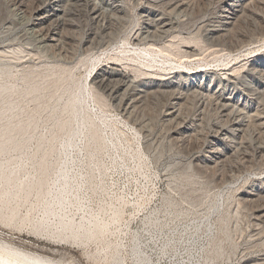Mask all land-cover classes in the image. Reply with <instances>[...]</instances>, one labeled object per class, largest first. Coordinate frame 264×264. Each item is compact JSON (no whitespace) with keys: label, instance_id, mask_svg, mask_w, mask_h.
I'll list each match as a JSON object with an SVG mask.
<instances>
[{"label":"bare ground","instance_id":"6f19581e","mask_svg":"<svg viewBox=\"0 0 264 264\" xmlns=\"http://www.w3.org/2000/svg\"><path fill=\"white\" fill-rule=\"evenodd\" d=\"M25 1L0 3L7 18L10 8L28 14L26 26L36 33V43L54 47L66 63L80 56L78 63L85 67L86 55L105 52L95 55L101 63L89 80L75 73L76 66L29 64L20 66L22 85L7 82L10 60L24 52L17 43L25 26L0 16V205L9 209L10 220L34 191L36 201L21 217L30 236L81 250L90 264H127L119 234L122 227L126 232L130 220L120 227L122 203L115 206L112 200L95 206L94 196L97 190L106 192L104 173L109 165L124 167L138 161L146 165L143 157L150 156L165 171L179 172L163 199L171 203L172 190L178 195L170 222H180L182 203L205 208L180 227L183 232L177 237L183 240L192 228L186 239L195 245L204 228L217 239L206 248L211 257L222 255L219 239L235 247L228 224L239 216L222 207L242 173L245 182L234 196L238 208H249L256 235L250 239L261 247L243 264H264V13L255 10V4L264 6V0H206L195 22L188 16L198 0H35L31 5ZM187 17L191 26L185 25ZM247 20V30L238 29L240 21ZM120 38L123 43L111 47ZM125 52L130 53V62L124 61ZM200 62H219L221 67L187 68ZM176 64L185 68L163 72L166 65ZM153 68L157 71L150 72ZM106 97L123 120L104 117ZM23 99L31 107L22 106ZM46 110V120L53 117L51 124H39L47 131L32 142L38 115ZM118 124H130L135 136L142 132V151L133 148L129 155L116 156L106 151L114 141L107 127L118 129ZM192 139V149L184 154ZM216 180L221 190L211 189ZM32 210L35 214H30ZM150 217L148 229L141 230L150 234L148 238L160 235L153 230L173 238L171 231L177 228L166 224L164 230L156 217ZM135 232L128 239L130 263L150 264L147 241ZM0 264L72 263L64 256L52 258L0 240Z\"/></svg>","mask_w":264,"mask_h":264},{"label":"rangeland","instance_id":"374dc122","mask_svg":"<svg viewBox=\"0 0 264 264\" xmlns=\"http://www.w3.org/2000/svg\"><path fill=\"white\" fill-rule=\"evenodd\" d=\"M26 1H25V3H27L28 5H31L30 2L35 1V0H26ZM200 1L203 2V0H200ZM198 2H199V0L195 2L196 4L195 3L193 4L192 11H189L190 15L188 17H190L189 19L193 18L192 19L193 22H195V20L198 19L199 15L203 12V10L207 6L206 0H204L203 3L202 2L198 3ZM0 4H1L0 5L1 6L0 7V14H1L0 16L2 18H5L6 15L8 14V12H6V9L2 5V3H0ZM27 4H26V6H28ZM200 4H202V5H200ZM258 5H260V6H258ZM257 6H258V9H256ZM197 7H199L200 10L201 9L202 10L200 11L199 8L196 10ZM263 8H264V6H262V4H260V3L255 4V10H257V12L260 11L261 14H262V12L264 13ZM9 14L11 15V17L9 15L8 18L7 17L5 18L6 20L8 19V20L12 21L15 24V26L16 25L17 26H19V25L25 26L21 30L22 32L20 31V33H19L20 40L17 43V46H19L22 49V51H24L25 53L24 52L22 53V56L24 58H22V56H21L19 58L20 60L19 59L10 60L13 63V66L11 68H9L11 75L5 79L7 82H10V83L16 82L19 84V86L22 85V83H21L22 80L21 79H20L21 81L19 80L18 74L21 70L22 65L28 66L29 64H30L29 66L34 65V64L35 65H38V64H40V65H43V64H45V65H52L53 64L54 65V64H56L57 65V64H59V65H64V66H69V67L76 66L74 68V70L76 69L78 72L75 70V73L76 74L81 73L80 75L82 76V78L86 75L87 79L89 80V78L96 71V68L98 67V65L101 63V61L95 60L94 57H96L98 54L103 53L105 51H93L89 54L90 56L86 55L88 62L85 65V67H84V65L80 66V63H78V59L80 56H76L78 58L75 59L70 64L66 63L64 61L65 58L63 56L59 55L58 53H56L57 51L55 50L54 47L52 48L53 49L52 50L50 46L48 47V45L46 46V45H42V44L40 45L39 43H36V41L34 40L35 38L33 36V35H36V33L31 31L30 29H28V26H26V21H27L26 18L28 17L27 16L28 14H26L23 11L21 12L20 9H16V8L15 9L10 8ZM192 15H194V16H192ZM188 17L186 18L185 23L188 22V20H189ZM192 20H189V22H188V24L190 23L189 25L188 24H185V25L191 26L192 25L191 23H193V22H191ZM248 21L249 20H247V23H244L245 25L243 24L242 21H240V23L238 25L241 28L238 26L239 27L238 29L248 28V26H249ZM241 23H242V25H241ZM249 23H250V21H249ZM245 29H242V30H245ZM30 37L33 38L30 42H27L28 40L25 41L26 38H30ZM122 43H123L122 38H120L119 43H113L111 45V47H113L115 45H121ZM15 46H16V44H14V47ZM7 49H10V48L7 47ZM7 53L9 54L10 52H6V54ZM77 54H79V49H78ZM121 55L123 57L125 56L124 57L125 62H130L128 57H127V55L128 56L130 55V53L125 52V53H122ZM55 56H56V58H55ZM60 56L62 58H60ZM51 57H53V58H51ZM1 59L2 58H0V60ZM93 61L95 63H93ZM88 63H89V65H88ZM0 66H2V64H0ZM87 66H89V67H87ZM139 66H140V68H142V70L144 72L148 71V69L143 64H139ZM166 66H168V67L163 72L176 71V70H179V68L180 69L185 68L183 65H179V64L172 65L170 67H169V65H166ZM192 67H194V69L212 70V69H217V68L221 67V65L219 62H203V63L200 62V64H191V65L187 66V68L189 70H192ZM156 69L157 68H153L149 71L155 72V71H157ZM25 99H23L24 101H22L21 105L24 107L26 105L25 108L28 109V107H31V102L29 104L28 103L29 101H26L27 99L26 100ZM106 99H107V97H106ZM110 102L111 101L109 99L106 100V107L105 108H107V110L105 109L106 111L103 113L104 117H106L107 119H109L110 117H113V118L123 120L121 118V115L118 113L117 109L115 108V106ZM159 105L160 104L155 106L157 110H159V107H160ZM156 109H155V111H156ZM151 110L153 111V109H151ZM46 112H48V111L46 110ZM46 112L43 111V113L41 112L38 115L37 129L35 130V132L32 136V142L35 141L36 137L40 133H45L47 131L46 128H44V127L41 128L43 125L47 124V126H48L51 124V119L53 117L51 116L50 117L51 119L49 118L48 120H46L48 118L46 116L49 115V112H48V114ZM158 112L159 111H157L156 113H158ZM44 118H45V120H44ZM47 121L50 124L47 123ZM158 123L160 124L159 121H158ZM39 124L41 125V127ZM38 125H39V127H38ZM115 127L116 126L107 127L108 128L107 131L110 133V135H113V139H114L113 142H109V144H108L109 146L106 149L107 152H110L111 154H114L113 156H116L118 153H123V154L129 155L130 154L129 152H131V150L133 148H137L138 151H140V150L142 151L141 145L142 144L144 145L143 140L141 141L142 135H143V134L141 135L142 132H140L139 135L135 136L133 133H131L132 131H130V128H131L130 124H129V126L128 125L124 126L122 124H118V129H116ZM112 132L115 134V136H114V134H112ZM189 142L190 143L187 144L188 147L186 146V148H188L189 150L186 149L184 154H186L187 151L189 152L192 149V146L194 145L195 140L192 139V141L190 140ZM143 159L146 160V162H147L146 165H142L141 163H139V161L133 162L129 165H125L124 167H121L120 165L117 167L115 165H113V166L109 165V169L106 170L104 173V176L107 175L104 177V185H105L104 187H105V191L107 193L104 191L101 192V190H99V191L97 190L96 191L97 194H95V196H94V205L95 206L102 204V203L104 204L105 202L107 204L112 200H113L112 201L113 203L115 202L114 203L115 206L116 205L120 206L121 204L119 205L117 203H122L120 208L122 209L121 211H123L122 212L123 213L122 214L123 220L121 219L123 221V223L120 221L119 224L121 223V224L125 225L128 222V220H130L129 221L130 223H128V227L126 228V232H125V229H122L123 225H121V224H120L121 226L119 225L120 227H122L120 230V232L121 231L122 232H121V234H119V238H120L122 244L124 245L123 250L127 252V253L126 252L123 253L127 264H131L130 263L131 262L130 255H128L129 254V246L131 243V241L129 242V240H131L132 232H135V231L137 232V234L140 233L143 236L142 237L143 242L147 241L150 264H243L244 260L249 258L247 256H251L250 253L256 252L258 254L261 252V249H260L261 247L257 249L256 245H258V243L252 242L253 241L252 239H254V236H256V235H254L253 231H252L253 228L251 225L252 222H251L250 213L248 210L249 208H246V207L244 208L242 206H241L242 208L241 207L238 208L236 197L234 196L236 194V190H238L237 188L242 186V182H243V178H242L243 174L242 173L239 174L240 178H239L238 182L236 183V185L234 186V188H232L231 191H229V193H228L229 199H228L227 204L222 207L223 211H227V213L230 212L229 215L232 216L234 213L237 212V215L239 216V218L237 217L238 218L237 221H236V219L234 221L231 218L232 220L230 219V222L228 224V228L230 230L231 238H232L231 240H233L232 242H234L235 247L232 248L230 246L231 244L229 243L228 240L219 239V242L222 245V251H223L222 255L219 257H213V256L211 257L209 254H206L209 251V250H206V248L210 246L211 242H213L217 239H211V237L204 230V228H202L200 233H199V235H201V239L198 241V244H195L197 247L195 245H193V243L190 242V239H186L187 237L189 238V236L192 232V228H188L186 230V232L184 234V236H186V237L183 240H181L177 237L178 231H180L181 233L183 232V231H181L180 227L182 228L184 225L188 224V222L193 220V218L195 216H197V218H198V215L201 216L203 214V212L205 211V208L201 207V206L199 207L198 205H197V207H193V206H190L188 203H182L181 204L182 206L180 207L182 213H181V215H179L181 217L180 222L177 223L178 219L170 222L169 217H172V215H173L172 213H175V211L177 210L176 207L173 206V204H174V202L178 201L177 200L178 195H177L176 191L172 190L171 194H170V196H171L170 198L172 199L171 203H169V202L167 203L166 200H163V199H164V196H166L169 192V189H170V186L168 187V185L170 184L169 182L174 183V180L176 179L177 175H179V172H175V173L173 171L168 172L169 170H167V169L165 171V169L162 168V164H160V163L155 164L154 162H152L153 160L151 159L150 156L143 157ZM152 163H154V164H152ZM125 167H127V168H125ZM213 182H214V184L212 183L213 186L211 184V189L215 190V188H217L216 190H218V189L221 190V188H219L220 182L217 180L213 181ZM215 182H216V185H215ZM234 184H235V182H234ZM112 194H113V196H112ZM42 200H45V198H43ZM28 201L29 202H27V203H25L19 207L18 216L16 218H13V220H10V218L8 216L9 215V209L0 205V240L11 243V244H13L19 248L29 250V251H34L36 253H41L43 255H47V256L52 257V258H58L60 256H64L65 259L67 261H71L72 264H90L88 261H86V258L83 255L81 250L74 249V248L68 247L66 245H53V244H50L46 241L38 239L36 237H32L28 234V232L21 225V219H22L21 217H23L26 214L27 210L30 208L29 203L36 201V193L34 191L31 192V195H30ZM95 203H97V204H95ZM198 207L200 208V210ZM189 208H191V209H189ZM187 209H189V211H186ZM241 210H242V212H241ZM201 211H202V213H200ZM35 212H36V210H32L30 214H35ZM153 212H155V213H153ZM151 215L154 216V218L155 217L157 218L160 225H163L164 230L166 229V224H167V226H169L171 228L173 227V229L177 228L176 231H171V232H174V233H172L173 238H171L169 240L166 237V235H167L166 231H162V233H159L158 230H153V228H152V230L154 232H156V234H160V235H158L155 239L151 240L150 238H148V237H150V234L147 235V233H145V231L142 232L144 230V228L148 229V227L150 226V221H151L150 216ZM169 215H171V216H169ZM174 218H175V216H174ZM215 218H216V216H214L212 218V220H214ZM124 221H125V223H124ZM231 230H233V231H231ZM188 233H189V235H188ZM250 238H252V239H250ZM248 239H250V241ZM166 242H169V243L167 246H164V244ZM189 245H191V246H189ZM255 246H256V249H255ZM89 249L92 250V247H90ZM255 250H258V251H255Z\"/></svg>","mask_w":264,"mask_h":264}]
</instances>
